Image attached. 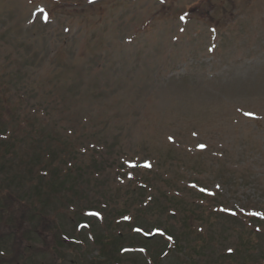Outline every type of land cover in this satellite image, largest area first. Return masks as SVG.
Segmentation results:
<instances>
[{"label": "rangeland", "instance_id": "rangeland-1", "mask_svg": "<svg viewBox=\"0 0 264 264\" xmlns=\"http://www.w3.org/2000/svg\"><path fill=\"white\" fill-rule=\"evenodd\" d=\"M114 242L264 264V0H0V264Z\"/></svg>", "mask_w": 264, "mask_h": 264}, {"label": "trees", "instance_id": "trees-1", "mask_svg": "<svg viewBox=\"0 0 264 264\" xmlns=\"http://www.w3.org/2000/svg\"><path fill=\"white\" fill-rule=\"evenodd\" d=\"M1 166H2V165H1ZM41 171H43V168H42ZM61 187H62V184H61ZM58 190H59V189H57V192H59ZM96 212L99 213L98 211H96ZM99 214H100V213H99ZM193 215H194V214L190 213L189 216L185 219V222L182 223V226H183V227H182V231H181V234H180V235H181V236H184L185 239H186V237L189 236V235L192 233V231L194 230V229H193V224H194L196 221H198V218H197V217H194V218H193ZM100 216H101V214H100ZM193 220H196V221H193ZM136 228L138 229V226H136ZM166 231H167L168 234H166V233L163 232L164 235L169 236V234H170V235L173 236V234L170 233L169 230H166ZM169 237H171V236H169ZM170 241H173V240L171 239ZM96 244L99 246V249H102V251H103L105 248H107V244L104 242V238L98 237ZM116 246H117V245H116V242H114V243L111 245V251L107 254L108 257L110 258V260L102 261V262H100V264H112V259L114 258V253H113L112 249H115ZM130 249H132V248H130ZM231 260H232V259H231ZM232 262H233V261H232ZM190 264H191V263H190Z\"/></svg>", "mask_w": 264, "mask_h": 264}, {"label": "snow or ice", "instance_id": "snow-or-ice-1", "mask_svg": "<svg viewBox=\"0 0 264 264\" xmlns=\"http://www.w3.org/2000/svg\"><path fill=\"white\" fill-rule=\"evenodd\" d=\"M250 215H256V216H260L261 215V213H250ZM125 219H127V217L125 218ZM137 231H139V229H136Z\"/></svg>", "mask_w": 264, "mask_h": 264}]
</instances>
